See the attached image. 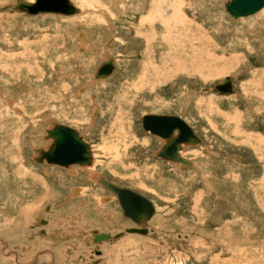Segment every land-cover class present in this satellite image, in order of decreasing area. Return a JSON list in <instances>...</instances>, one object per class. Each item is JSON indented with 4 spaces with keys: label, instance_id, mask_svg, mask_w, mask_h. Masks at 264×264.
I'll return each instance as SVG.
<instances>
[{
    "label": "rangeland",
    "instance_id": "obj_1",
    "mask_svg": "<svg viewBox=\"0 0 264 264\" xmlns=\"http://www.w3.org/2000/svg\"><path fill=\"white\" fill-rule=\"evenodd\" d=\"M71 1L62 16L0 0V264H264V9L233 20L228 0ZM106 57L116 70L93 86ZM231 75L233 95L212 92ZM148 114L199 136L181 152L192 167L155 157ZM51 121L90 144L93 169L32 161ZM93 172L153 204L146 235L125 233L139 227ZM91 231L123 235L98 245Z\"/></svg>",
    "mask_w": 264,
    "mask_h": 264
},
{
    "label": "water",
    "instance_id": "obj_2",
    "mask_svg": "<svg viewBox=\"0 0 264 264\" xmlns=\"http://www.w3.org/2000/svg\"><path fill=\"white\" fill-rule=\"evenodd\" d=\"M264 8V0H228L224 3L225 12L233 19L247 18L257 14ZM15 9L28 15L59 14L70 16L75 12V7L69 0H34L28 3L24 0H16ZM114 71L111 59L101 63L96 69L94 78L104 79ZM211 90L219 95H233V79L230 76L214 83ZM141 126L145 132L157 136L164 141V145L156 152V157L190 166V162L180 156L183 146L198 145L201 143L193 129L176 115H152L148 114L141 118ZM45 139L51 140L46 151L37 150L36 162L45 161L50 165L68 167L71 165L90 166L92 164L91 150L87 143L79 136L76 130L65 126L53 124L48 130ZM102 187L114 193L124 218L130 219L141 228L126 229V234L146 235L144 228L153 217L152 204L139 194L128 189L118 188L98 177ZM45 225V221H40ZM93 242L109 241L120 238L123 233L109 236L105 233L92 231Z\"/></svg>",
    "mask_w": 264,
    "mask_h": 264
},
{
    "label": "bare ground",
    "instance_id": "obj_3",
    "mask_svg": "<svg viewBox=\"0 0 264 264\" xmlns=\"http://www.w3.org/2000/svg\"><path fill=\"white\" fill-rule=\"evenodd\" d=\"M29 1V3H32L34 0H28ZM72 4H73V6L75 7V5L76 4H74V2H72L71 0H69ZM118 1V0H117ZM120 1V0H119ZM124 1V0H123ZM112 2V1H111ZM116 1L114 0V3H115ZM158 2H159V0H158ZM124 3V2H123ZM126 3V2H125ZM124 3V4H125ZM116 4V3H115ZM15 5H16V0H15ZM117 5H118V3H117ZM119 5H122V4H119ZM128 6V5H127ZM142 6H143V4H142ZM223 7H224V5H222ZM140 7V6H139ZM76 8V7H75ZM157 8H159V7H157ZM116 9V8H115ZM140 9V8H139ZM264 9V8H263ZM141 10V9H140ZM144 10V9H143ZM138 11V10H137ZM20 12V11H19ZM260 12V11H259ZM21 13V12H20ZM226 13V12H225ZM227 14V13H226ZM53 15H59V14H53ZM228 15V14H227ZM62 16H64V15H62ZM160 18H161V16H160ZM232 18V17H231ZM248 18V17H247ZM233 19V18H232ZM162 20V19H161ZM174 20V19H173ZM233 20H238V19H233ZM165 24V23H164ZM156 25V24H155ZM154 25V26H155ZM159 25V24H158ZM163 27V26H162ZM172 27V26H171ZM183 28V27H182ZM188 31V30H187ZM189 32V31H188ZM178 33V32H177ZM191 33V32H190ZM108 59H111V61H112V63H113V66H114V71L116 70V65H115V62H114V59L113 58H107L106 57V59L105 60H108ZM102 62H104V61H102ZM101 62V63H102ZM100 63V64H101ZM173 64H176V63H174L173 62ZM178 65V64H177ZM176 66V65H175ZM174 66V67H175ZM99 67V66H98ZM180 67V66H179ZM171 69V68H170ZM170 69H169V67H165L164 66V68H163V66H162V68H161V70H164V71H168V73L170 72ZM146 70V69H145ZM96 71V70H95ZM95 71L93 72L94 74H95ZM114 71L111 73V75L114 73ZM176 72V71H175ZM92 73V75H93V79L94 80H92L91 82H90V84L92 85L93 84V86L96 84H98V82H95L96 80H101V81H107L106 79H108L109 77H106V78H104V79H95L94 78V74ZM171 73V72H170ZM162 74V73H161ZM232 76V79H233V87H234V93H235V82H234V80H235V78H234V76L233 75H231ZM91 78V79H92ZM211 89V88H210ZM210 89H207V90H205V91H210ZM213 92V91H212ZM215 94H217V93H215ZM217 95H219V94H217ZM219 96H225V95H219ZM231 96V95H230ZM225 97H228L227 95L225 96ZM94 107V106H93ZM9 109V108H8ZM94 110H97V108H94ZM93 110V111H94ZM15 112V111H14ZM6 113V112H5ZM145 116V115H144ZM179 117V116H178ZM181 118V117H180ZM56 120V119H55ZM183 120V119H182ZM184 121V120H183ZM53 124H58V125H61V124H59V123H57V122H55V121H51V122H49V128L46 130V132H45V136L43 135L42 137H43V140H45L46 142H48L47 144H48V146H46L45 148H37V149H34L33 150V158H32V161H34L35 163H37V164H47V165H50V164H48V163H46L45 161H42V163H38V162H36V158L38 157V155H37V150H39V149H42L43 151H46L47 150V148L50 146V144H51V140H47V139H45V137H46V133H47V131L48 130H50V129H52V127H53ZM71 128V127H70ZM75 130V129H74ZM77 131V130H76ZM77 133L79 134V136L83 139V137L81 136V134L77 131ZM149 133V132H148ZM29 135V134H28ZM32 135V134H31ZM31 135H29V136H31ZM28 136V137H29ZM152 136H154V135H152ZM198 136V135H197ZM157 137V136H156ZM199 137V136H198ZM159 138V137H158ZM160 139V138H159ZM200 139V138H199ZM162 140V139H161ZM12 144H14V145H16V146H19V143H17V141H15V139L13 138V139H11V140H9ZM83 141L85 142V143H87L84 139H83ZM163 141V140H162ZM200 141H201V139H200ZM164 142V141H163ZM88 145H89V147H90V150H91V156H92V164L90 165V166H88V167H86V166H79V165H71V166H68V167H61V168H63V169H71V168H73V167H81V168H85V169H93V166H94V158H95V151L93 150V149H91V146H90V144L89 143H87ZM201 144V143H200ZM163 146V145H162ZM189 146H195V145H188V146H183V148L184 147H189ZM183 148H182V150H183ZM182 150L179 152V154H180V156H181V152H182ZM210 151V150H209ZM154 153V152H153ZM155 157H156V153H155ZM157 158V157H156ZM159 159H161V158H159ZM185 159V158H184ZM161 160H163V161H167V160H164V159H161ZM187 160V159H186ZM189 161V160H188ZM167 162H170V163H174V164H179V165H181V166H186V165H182V164H180V163H177V162H171V161H167ZM190 162V161H189ZM190 164H191V162H190ZM43 166V165H42ZM51 166H57V165H51ZM58 167H60V166H58ZM186 167H192V164L190 165V166H186ZM175 168V167H174ZM178 168V167H177ZM179 169V168H178ZM178 171V170H177ZM98 177H103V179L104 180H106V181H108L107 180V178H105L104 176H102V175H99V174H96V173H91L90 175H89V179L90 180H92L93 182H95L99 187H102V185H100L99 184V182H98ZM109 182V181H108ZM109 183H111V182H109ZM112 184V183H111ZM112 185H114L115 187H118V186H116L115 184H112ZM104 187H102V189H103ZM118 188H120V187H118ZM104 190L105 191H107V192H105V193H107L108 194V196L111 198V197H115L116 199H117V197H116V195L114 194V193H112L111 191H109V190H107V189H105L104 188ZM131 191V190H130ZM80 194V193H79ZM71 195H74V190H71ZM141 196V195H140ZM113 197V198H114ZM143 197V196H142ZM144 198V197H143ZM115 199V200H116ZM146 199V198H145ZM98 200V199H97ZM109 202V201H108ZM116 202V201H115ZM117 202H118V200H117ZM150 202V201H149ZM151 203V202H150ZM152 204V203H151ZM113 205V204H112ZM118 205H119V203H118ZM152 206H153V204H152ZM153 209H154V206H153ZM29 212V211H28ZM154 214H155V209H154ZM26 216H27V214H26ZM123 216V215H122ZM154 216V215H153ZM124 218V217H123ZM127 219V218H126ZM151 220V219H150ZM149 220V221H150ZM149 221L147 222V225L144 227L145 229L147 228V226H148V223H149ZM45 224H46V222H45ZM135 224V223H134ZM40 225V224H39ZM42 226V225H41ZM138 226V225H137ZM139 227V226H138ZM139 228H141V227H139ZM146 231H147V229H146ZM97 233H99L98 231H96ZM91 233V236H93L92 235V231L90 232ZM47 235V234H46ZM76 235V234H75ZM109 235V234H108ZM62 236V235H61ZM84 236V234L83 233H80L79 235H78V237H83ZM109 236H111V235H109ZM112 237V236H111ZM66 238V237H65ZM68 238V237H67ZM92 238V237H91ZM90 238V239H91ZM71 239V238H70ZM89 239V240H90ZM52 240V239H51ZM67 240V239H66ZM72 240V239H71ZM75 240H77V239H75ZM46 241H48V240H46ZM103 242H106V241H101V242H99V243H97V244H101V243H103ZM238 256V255H237Z\"/></svg>",
    "mask_w": 264,
    "mask_h": 264
},
{
    "label": "flooded vegetation",
    "instance_id": "obj_4",
    "mask_svg": "<svg viewBox=\"0 0 264 264\" xmlns=\"http://www.w3.org/2000/svg\"><path fill=\"white\" fill-rule=\"evenodd\" d=\"M71 169H72V168H71ZM71 169H70V170H71ZM74 172H75V171H74ZM70 174H72V172H70ZM108 181H109V180H108ZM109 182H110V181H109ZM111 183H112V182H111ZM112 184H113V183H112ZM103 189H104V188H103ZM71 190H74V195L80 193V190H78V189H70V193H71ZM81 233L84 234V236L81 237V238L85 239V238H86V234H85V232H81ZM90 235H91V233H90ZM91 237H92V238H91ZM87 238H89V239L91 238L90 240H89V239H88V240L91 241L93 244H97V243H94V242H93V236H88ZM98 245H99V244H98Z\"/></svg>",
    "mask_w": 264,
    "mask_h": 264
},
{
    "label": "crops",
    "instance_id": "obj_5",
    "mask_svg": "<svg viewBox=\"0 0 264 264\" xmlns=\"http://www.w3.org/2000/svg\"><path fill=\"white\" fill-rule=\"evenodd\" d=\"M100 65H101V64H100ZM100 65H99V66H100Z\"/></svg>",
    "mask_w": 264,
    "mask_h": 264
}]
</instances>
